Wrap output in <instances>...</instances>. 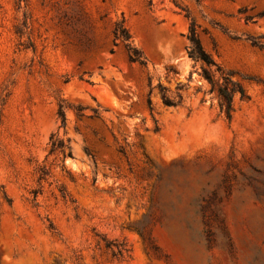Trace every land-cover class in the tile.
<instances>
[{
    "label": "rangeland",
    "instance_id": "obj_1",
    "mask_svg": "<svg viewBox=\"0 0 264 264\" xmlns=\"http://www.w3.org/2000/svg\"><path fill=\"white\" fill-rule=\"evenodd\" d=\"M191 21L248 96L230 120L188 57ZM257 37L264 0H0V264H264Z\"/></svg>",
    "mask_w": 264,
    "mask_h": 264
},
{
    "label": "trees",
    "instance_id": "obj_2",
    "mask_svg": "<svg viewBox=\"0 0 264 264\" xmlns=\"http://www.w3.org/2000/svg\"><path fill=\"white\" fill-rule=\"evenodd\" d=\"M114 41L120 40L128 55V59L131 63H137L140 65L145 64L144 57L139 49L133 46L132 42L130 41V35L126 28L122 24H117L113 31ZM187 39L189 42L188 46V57L193 60L194 62H199L202 65V76L210 83L211 89L217 92V95L220 99L221 109L224 111L227 120L231 119L232 113V103L233 98L235 95H239L241 100L248 99L247 94L245 93L244 88L240 84V82L233 80V72L225 70L220 64H218L209 53H207L198 38L196 32V26L193 21L190 23ZM262 37L252 38L250 39L251 44L254 47H257L261 50H264V43L261 42ZM219 74V78L216 79L215 74ZM162 92V101L163 104L167 107H175L177 106L180 101L181 97L178 96V100H172L171 98L165 95V89L161 88ZM150 106V101H148ZM65 108L64 102L59 104L58 108V118L60 119V127L64 128L66 123V116H65ZM85 108L81 106L74 107L77 117L83 116V111ZM89 117H100L99 113L95 112L94 115ZM69 140H65L52 134L49 138V151L48 154H58L60 156L61 168H65V160L67 158H73L72 149L69 144ZM85 153L88 157L93 159V156L90 152L86 149ZM48 176V172L44 167H41L37 171V181L41 182L46 180ZM62 196L65 197L64 190H60ZM33 197L35 198L39 193L38 190H34Z\"/></svg>",
    "mask_w": 264,
    "mask_h": 264
},
{
    "label": "bare ground",
    "instance_id": "obj_3",
    "mask_svg": "<svg viewBox=\"0 0 264 264\" xmlns=\"http://www.w3.org/2000/svg\"><path fill=\"white\" fill-rule=\"evenodd\" d=\"M203 124H204V123H203ZM197 127H199V128L203 127V128H204L203 125H200V126H197ZM197 127H196V128H197ZM197 129H198V128H197ZM201 129H202V128H201ZM202 131H203V129H202L198 134L202 133ZM198 134H195V135H198ZM195 135H194V136H195ZM200 135H201V134H200ZM192 136H193V135H192ZM197 137H198V136H197ZM191 139H192V138H191ZM193 144H194V143H193ZM168 148H170V147H168Z\"/></svg>",
    "mask_w": 264,
    "mask_h": 264
}]
</instances>
